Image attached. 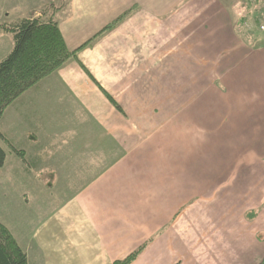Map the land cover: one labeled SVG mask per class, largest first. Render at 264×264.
<instances>
[{"label":"crops","instance_id":"0c3cea01","mask_svg":"<svg viewBox=\"0 0 264 264\" xmlns=\"http://www.w3.org/2000/svg\"><path fill=\"white\" fill-rule=\"evenodd\" d=\"M57 19L76 57L0 120L5 181L65 190L27 243L2 222L29 262L116 264L141 249L129 264H264V154L187 201L137 248V223L174 199L137 178L148 173L137 165L143 143L196 121L191 109H211L206 95L228 88L232 125L264 127V1L69 0Z\"/></svg>","mask_w":264,"mask_h":264},{"label":"rangeland","instance_id":"374dc122","mask_svg":"<svg viewBox=\"0 0 264 264\" xmlns=\"http://www.w3.org/2000/svg\"><path fill=\"white\" fill-rule=\"evenodd\" d=\"M68 3L69 0H0V24H14L26 16L33 15L34 11L39 13L38 15L44 11L48 15L56 12V17L59 18L66 14ZM261 5L263 6L258 3V6L254 7L255 12H259ZM262 32L259 36L264 37ZM12 38L10 32L0 28V60L11 51ZM235 97V94H230L229 88L216 97L214 92L207 94L203 102L207 103L206 107L211 104V109H191L190 113L196 115L191 118L196 121H178L161 129L151 141L142 144L141 151L144 156L137 158V165L146 167L148 173L137 174V178L141 177L143 183L149 181L150 188L155 190L151 192H156L159 197L174 199L167 206H158L157 216L147 217L152 220L137 223V248L143 242L141 238L152 236L187 201L199 196L206 188L227 176L232 169L254 160L257 154H264V127L253 125L246 129L245 126L232 125L231 118L235 117L236 111L231 109V102ZM215 100L220 103L221 109H213ZM231 136L235 141L230 140ZM132 143L127 142V147H132ZM127 160L133 164L132 158ZM183 164L188 166L187 171ZM168 168L176 172L174 181L171 177L173 172L168 171ZM1 176L0 221L20 234L21 241L27 243L42 221L58 209L55 203L60 201V195H63L65 190L58 188L59 190L42 189L29 192L22 189L21 184L5 181L6 175L0 174V178ZM181 180L188 187L180 189ZM165 182L172 183L173 189L159 190L160 184ZM150 188L146 192H150ZM172 191L173 194L170 195ZM150 208L153 207H142L143 210Z\"/></svg>","mask_w":264,"mask_h":264},{"label":"trees","instance_id":"16d2710c","mask_svg":"<svg viewBox=\"0 0 264 264\" xmlns=\"http://www.w3.org/2000/svg\"><path fill=\"white\" fill-rule=\"evenodd\" d=\"M49 14L44 11L39 16L33 14L14 24H0V28L10 32L13 37L11 51L0 60V120L7 107L25 91L76 57L77 50L69 49L66 44L56 12ZM124 17L102 32L113 28ZM0 138H5L1 132ZM16 151L23 154L21 150ZM6 160L7 152L0 143V168ZM140 250L116 264H129ZM0 264H31L25 250L1 221Z\"/></svg>","mask_w":264,"mask_h":264},{"label":"built area","instance_id":"2783aa9c","mask_svg":"<svg viewBox=\"0 0 264 264\" xmlns=\"http://www.w3.org/2000/svg\"><path fill=\"white\" fill-rule=\"evenodd\" d=\"M262 1H264V0H262ZM261 29L264 30V23H262Z\"/></svg>","mask_w":264,"mask_h":264}]
</instances>
